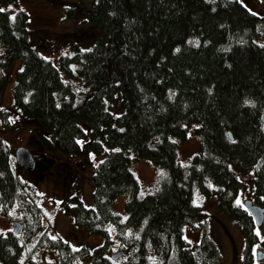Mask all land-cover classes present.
<instances>
[{
	"label": "trees",
	"instance_id": "obj_1",
	"mask_svg": "<svg viewBox=\"0 0 264 264\" xmlns=\"http://www.w3.org/2000/svg\"><path fill=\"white\" fill-rule=\"evenodd\" d=\"M68 1L66 19L81 18L98 35L91 49L65 54L57 64L41 56L43 39L31 41L29 15L0 12V85L13 59L22 64L13 107L0 112L1 121L12 133L34 127L47 153L77 156L86 168L102 154L97 137L104 135L110 150L92 176L94 207L77 195L67 208L76 227L104 242L73 249L43 233L26 262L40 264L33 253L46 249L57 252L58 264H220L222 253L205 226L192 247L184 237L186 225L206 217L192 201L197 187L206 197L215 194L220 209L240 222L242 263L254 264L261 236L251 214L236 203L243 183L230 166L253 172L252 198L262 204L264 45L257 40L264 17L240 0ZM61 70L81 87L66 82ZM193 123L202 148L182 166L171 137ZM130 155L165 171L154 193L141 195ZM16 165L0 134V214L21 215L19 234L0 235L4 264L21 263L45 215L37 186L25 184ZM120 193L128 194L126 220L113 212Z\"/></svg>",
	"mask_w": 264,
	"mask_h": 264
},
{
	"label": "rangeland",
	"instance_id": "obj_2",
	"mask_svg": "<svg viewBox=\"0 0 264 264\" xmlns=\"http://www.w3.org/2000/svg\"><path fill=\"white\" fill-rule=\"evenodd\" d=\"M240 1L252 13L264 17V0ZM81 2L89 6L92 1L81 0ZM70 4L71 2L68 0H0V8L8 11L10 14L23 10L29 15L31 41H34L33 38L36 40L43 39L44 43L39 46V52L42 57H46L54 64H57L60 57L65 54L74 53L76 50L87 51L91 49L98 35V29L93 25H91L93 27L91 28L89 23H84V20L81 18L66 19V7H69ZM257 42L264 45V33L259 36ZM5 58L11 60L8 53ZM21 65L20 60L13 59L8 68L9 70L4 75V82L0 85V112L5 108L13 107L15 76L16 72L20 70ZM73 69H75L74 66ZM61 74H63L66 82L71 81L76 87H78V84L80 85L78 78H66L72 76L70 75L71 73L61 70ZM121 111L114 114L119 115ZM17 118L20 119L17 116L14 117L13 121H17ZM198 127V123L189 124L184 134L171 137V141L178 148L177 158L182 166H188L193 159L192 157L198 154L202 148L200 136L197 134ZM34 131V127L29 126L19 128L15 133H12L3 125L0 113V134L6 144H8L10 155H12L13 159H15L16 150L20 147H27L33 153L38 147L43 149L37 150L33 154L35 165L37 164L34 170L26 171L16 165L18 176L21 177L22 181L27 185L37 186L39 205L43 208L45 214L41 231L36 235L34 241L25 247L26 252L21 257L20 264H30V262H26L25 260L27 253L34 247L43 233H47L50 238L64 239L73 249L84 246L94 249L95 246L101 245L104 242V239L99 235H89L85 229L76 227L73 224V217L67 213V208L71 210L72 205L76 203L75 197L77 195L80 197L83 205L88 208L94 207L92 176L97 166L110 150L106 145L104 135L101 138L97 137V140H100L102 143V154L94 155L91 167L86 168L82 158L77 156H69L61 152L56 154L47 153L41 140L36 139L38 134ZM130 161V171L133 172L139 182L141 195L146 196L149 193H154L158 187V180L165 171L147 159L144 160L130 155ZM230 167H232L237 177L243 183V189L240 191L237 199L245 208V201H254V198H252L254 190L253 172L241 174L234 165ZM210 186L213 187L212 183ZM193 190L192 201H194L195 205L202 207L206 213V217L199 223L184 227V237L188 244H190V247L202 237V228L205 226L209 236L217 243L222 253L220 264H243L245 241L240 222L229 217L224 210L220 209L215 194H212L211 197H206L197 187ZM127 199V193H120L115 198L113 206V212L120 215L123 220H126L128 217L125 211ZM20 216L16 212H12L8 216L0 214V235L6 234L15 228L14 223L21 221ZM256 231L261 236L259 239L262 240L264 238V224L257 226ZM110 232L113 235V227L110 228ZM253 250H255L256 255L258 254L256 250L264 253V244H257ZM33 259L40 262V264H58L57 252L55 250L36 249L33 253ZM253 263L264 264V258L258 259ZM0 264L4 263L0 262ZM79 264H91V261L86 260Z\"/></svg>",
	"mask_w": 264,
	"mask_h": 264
},
{
	"label": "water",
	"instance_id": "obj_3",
	"mask_svg": "<svg viewBox=\"0 0 264 264\" xmlns=\"http://www.w3.org/2000/svg\"><path fill=\"white\" fill-rule=\"evenodd\" d=\"M15 161L26 171H32L36 167L33 154H31L30 150L27 147H20L16 150ZM244 206L245 209L251 214L256 226H261L262 224H264V208L262 206H260L258 203H253V201L251 200L245 201ZM19 229L20 223H17L14 232L16 234H19ZM119 254L121 253H117V255H114L113 258L117 259ZM257 255L258 259L264 258V253L262 251H258Z\"/></svg>",
	"mask_w": 264,
	"mask_h": 264
},
{
	"label": "flooded vegetation",
	"instance_id": "obj_4",
	"mask_svg": "<svg viewBox=\"0 0 264 264\" xmlns=\"http://www.w3.org/2000/svg\"><path fill=\"white\" fill-rule=\"evenodd\" d=\"M38 162V161H37ZM36 162V163H37ZM37 165V164H36ZM253 202H256L255 201V199H254V201ZM260 205H263L262 207H264V202L261 204L260 203ZM16 224H17V222L16 223H14V226L16 227ZM20 228H21V225H20ZM15 228H13L12 230H14ZM20 230V229H19ZM21 231V230H20ZM261 242H260V244L259 245H262V244H264V238L262 239V240H260ZM258 250H256V252H257Z\"/></svg>",
	"mask_w": 264,
	"mask_h": 264
},
{
	"label": "snow or ice",
	"instance_id": "obj_5",
	"mask_svg": "<svg viewBox=\"0 0 264 264\" xmlns=\"http://www.w3.org/2000/svg\"><path fill=\"white\" fill-rule=\"evenodd\" d=\"M4 11V9H0V12ZM178 51V50H177ZM237 204H240L241 202L239 200H237L236 202ZM259 235V233H257Z\"/></svg>",
	"mask_w": 264,
	"mask_h": 264
}]
</instances>
